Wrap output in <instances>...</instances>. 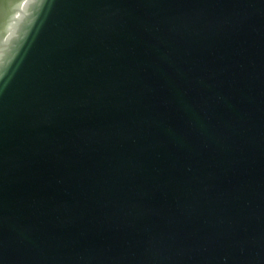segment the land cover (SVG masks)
I'll list each match as a JSON object with an SVG mask.
<instances>
[{
  "label": "water",
  "instance_id": "1",
  "mask_svg": "<svg viewBox=\"0 0 264 264\" xmlns=\"http://www.w3.org/2000/svg\"><path fill=\"white\" fill-rule=\"evenodd\" d=\"M0 264H264V0H0Z\"/></svg>",
  "mask_w": 264,
  "mask_h": 264
}]
</instances>
